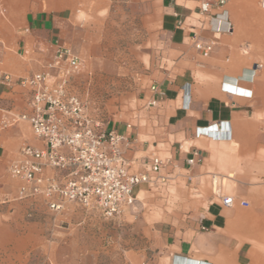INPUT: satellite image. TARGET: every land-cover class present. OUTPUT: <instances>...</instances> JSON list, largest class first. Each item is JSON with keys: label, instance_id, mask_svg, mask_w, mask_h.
<instances>
[{"label": "crops", "instance_id": "obj_1", "mask_svg": "<svg viewBox=\"0 0 264 264\" xmlns=\"http://www.w3.org/2000/svg\"><path fill=\"white\" fill-rule=\"evenodd\" d=\"M198 1L0 0V79L53 71L48 64L56 44L78 57L83 45L91 58L116 60L122 51L99 52L97 46L127 43L123 30L129 27L131 49L141 60L136 114L131 122L107 126L126 136V159L143 171L157 155L151 150L161 149L169 177L184 171L197 184L216 176V184L220 180L224 189L233 188L230 195L252 206L238 214L237 202L227 207L208 194L196 223L179 231L160 226V254L146 264H264V132L253 126L264 123V71L242 46L254 24L238 14L248 11L246 3L226 0L231 29L213 33ZM263 15L257 13L260 20ZM193 33L212 43L209 54L194 47ZM151 99L157 103L149 105ZM26 100L25 89L0 84V124L23 110ZM24 143L39 144L26 123L0 128V178ZM194 149L198 157L188 164ZM8 183L0 179V264H31L32 255V264H59L60 221L73 215L49 209L42 197L8 198L15 181Z\"/></svg>", "mask_w": 264, "mask_h": 264}, {"label": "built area", "instance_id": "obj_2", "mask_svg": "<svg viewBox=\"0 0 264 264\" xmlns=\"http://www.w3.org/2000/svg\"><path fill=\"white\" fill-rule=\"evenodd\" d=\"M258 6L264 9V0H258ZM198 11L209 31H230L226 0H199ZM192 37L199 52L210 53L211 42L203 43L195 33ZM80 66L81 60L71 48L56 44L48 64L53 71L18 78L5 74L0 79V84L17 85L27 91L25 108L3 119L0 128L25 121L39 141L38 145H21L19 158L8 166V174L20 181L13 199L42 197L53 211L73 205L118 220L133 207L142 185L168 183V159L154 154L143 171L134 168L124 155L126 136L94 116L72 87L71 76ZM254 67L258 69L261 64L254 63ZM150 89L156 92L157 85L152 84ZM156 103L157 99H151L148 104ZM197 157L194 149L187 163L193 164ZM212 179V194L224 206L235 202L248 206L246 200L236 201L219 193Z\"/></svg>", "mask_w": 264, "mask_h": 264}, {"label": "rangeland", "instance_id": "obj_3", "mask_svg": "<svg viewBox=\"0 0 264 264\" xmlns=\"http://www.w3.org/2000/svg\"><path fill=\"white\" fill-rule=\"evenodd\" d=\"M236 2H244L248 6L247 12L238 13L240 19L246 14L254 24L250 29L251 40L242 45L243 51L253 57L254 63H260L259 69L264 71V15L262 20L257 17V13L264 14V9L258 6V0ZM130 31L129 27L124 28L126 37L123 40H127V43L124 42L117 48L107 44L97 46L99 52H105L106 49L110 52L122 51V57H118L117 53L116 60L91 58L89 50L80 45L81 66L71 76V84L76 86V93L88 104L91 113L106 126L113 122H131L136 114L137 71L141 60L131 49ZM20 123L28 125L25 121ZM253 126L255 131L264 132V123ZM31 135L33 136L32 132ZM151 151L162 158L167 156L161 149ZM211 178L212 176L206 182L200 181L196 184L194 180L187 179L183 171L164 185H142L133 207L118 220L105 219L95 211H86L73 205L66 206L62 214L70 213L73 216H67L60 221L63 229L61 228L62 232L59 234V246L55 249L59 264H146L157 259L163 242V237L158 232L162 224L179 231L187 223L198 221L202 211L206 210L208 194L214 197V201L219 202L212 194ZM0 179L6 184L10 180L15 181L7 196L13 199L20 181L8 174V167ZM217 186L224 195L234 193L233 188L231 191L224 189L220 180ZM235 198L239 200L238 197ZM234 207L238 214L252 210L249 204L246 207L235 204ZM200 229L206 230V227ZM176 239L179 237L176 236ZM33 257H30L31 264L36 261Z\"/></svg>", "mask_w": 264, "mask_h": 264}, {"label": "bare ground", "instance_id": "obj_4", "mask_svg": "<svg viewBox=\"0 0 264 264\" xmlns=\"http://www.w3.org/2000/svg\"><path fill=\"white\" fill-rule=\"evenodd\" d=\"M212 178H213V179H212L213 182L215 183V185H216V187H217V184H216V182H215V181H216V178H215V177H212ZM217 191H218L219 193H221V192L219 191V189H218ZM221 194H222V193H221ZM223 195H224V194H223ZM227 196H232V195H227ZM232 197H233V196H232Z\"/></svg>", "mask_w": 264, "mask_h": 264}]
</instances>
